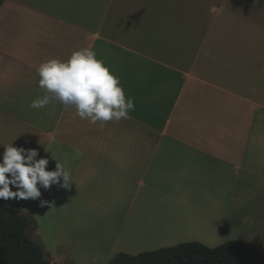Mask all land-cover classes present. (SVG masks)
<instances>
[{
	"label": "crops",
	"instance_id": "1",
	"mask_svg": "<svg viewBox=\"0 0 264 264\" xmlns=\"http://www.w3.org/2000/svg\"><path fill=\"white\" fill-rule=\"evenodd\" d=\"M257 4L4 1L0 159L11 144L36 149L49 160L46 170L65 163L72 185L40 189L36 200H2L33 220L29 235L50 263L110 264L120 253L229 241L264 258V14L252 13L264 5ZM83 48L133 99L127 119L101 127L55 100L30 107L45 95L39 65Z\"/></svg>",
	"mask_w": 264,
	"mask_h": 264
},
{
	"label": "clouds",
	"instance_id": "2",
	"mask_svg": "<svg viewBox=\"0 0 264 264\" xmlns=\"http://www.w3.org/2000/svg\"><path fill=\"white\" fill-rule=\"evenodd\" d=\"M38 86L45 92L43 98L32 101L30 107L42 109L55 100L90 124L103 127L109 121L127 119L134 109V101L125 95L118 77L113 75L96 52L89 48L74 51L67 61L50 59L36 70ZM0 159V199L36 200L40 189L53 185L70 188L71 173L65 163H56L55 170H46L47 158H39L36 149L4 146ZM11 187L17 189L12 191ZM54 202L41 200V206L52 207Z\"/></svg>",
	"mask_w": 264,
	"mask_h": 264
},
{
	"label": "trees",
	"instance_id": "3",
	"mask_svg": "<svg viewBox=\"0 0 264 264\" xmlns=\"http://www.w3.org/2000/svg\"><path fill=\"white\" fill-rule=\"evenodd\" d=\"M33 225L0 199V264H52L29 235ZM110 264H264V258L253 245L230 241L217 248L187 243L137 256L120 253Z\"/></svg>",
	"mask_w": 264,
	"mask_h": 264
},
{
	"label": "rangeland",
	"instance_id": "4",
	"mask_svg": "<svg viewBox=\"0 0 264 264\" xmlns=\"http://www.w3.org/2000/svg\"><path fill=\"white\" fill-rule=\"evenodd\" d=\"M257 5H264V0H258V4ZM231 8V7H230ZM195 9V8H193ZM251 13V12H250ZM249 13V14H250ZM256 15H263L264 14V7H261V6H258V7H255V10L252 12ZM230 242V241H229ZM227 243V242H226ZM175 244V243H174ZM182 243H180L181 245ZM225 244V243H224ZM177 246V245H176ZM176 246H173V245H170V246H161L158 248V250L160 249H163V248H171V247H176ZM208 247V246H207ZM219 247V246H218ZM152 247H149V249H151ZM209 248H217V247H209ZM151 250H154L155 249H151ZM140 254V253H139ZM130 255V254H129ZM135 256V255H134Z\"/></svg>",
	"mask_w": 264,
	"mask_h": 264
}]
</instances>
